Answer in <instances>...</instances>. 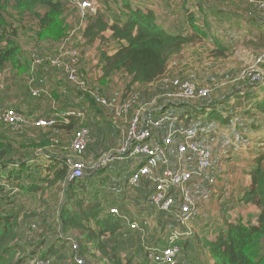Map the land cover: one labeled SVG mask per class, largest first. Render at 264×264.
<instances>
[{
	"label": "rangeland",
	"instance_id": "1",
	"mask_svg": "<svg viewBox=\"0 0 264 264\" xmlns=\"http://www.w3.org/2000/svg\"><path fill=\"white\" fill-rule=\"evenodd\" d=\"M62 1L66 3L68 9L64 16L68 34L72 32L76 34L73 50L76 52L78 61L76 66L79 74L83 75L89 92H92V94L98 92L108 99L107 106L100 105L105 112L102 115L99 114V119L94 114L90 117L84 116L92 122L93 129L96 127L97 133L96 130L91 129L92 141L88 143L83 151H76L72 148L73 133L67 134L59 129L54 130L51 128L53 126L41 128H22L21 126L15 129L0 123V140L9 141L19 157L27 161L34 160V163H32L34 167L30 169L31 174L25 172L28 180L46 173L47 166L53 165L51 161L47 160L46 156L53 154L59 155L64 160L67 159V162L69 160L83 162L85 177L96 176L90 185V189L95 190L97 187L94 184L96 183L102 184L104 191L108 192L106 199L109 202L114 195L109 186L117 185L118 180H121L122 189L120 190L119 187L118 189L120 195L125 194L126 197L125 203L123 202V205H121L122 211L131 219L134 218L132 217L135 215L134 213L138 212L144 216L143 221L135 220L138 224L137 229H134L136 231L132 233L130 229L124 228L116 235V239L111 238L112 244H117L118 251L125 260L128 257H133L138 261L147 258L149 264H159L154 263L152 260L153 250L161 248L166 244L168 237L177 232L181 234L178 239L179 251L176 253L177 264H211V258L207 255L208 253L203 251L198 239L208 235L209 230L212 228L223 225V218L230 221L242 219L246 223H255L258 214L255 207L240 202L244 192L250 187L251 178L249 173L251 168L255 166L254 162L258 152L264 150V110L257 107V104L264 102V81H262L264 78V62H258V58L264 55V50L258 52L253 46H248L245 43L249 37L243 27L248 26V21L242 22L243 27L239 30L233 22L225 23L212 19V34L216 37L219 36L222 43L229 47L228 57H215L214 50H216V46L212 37L209 36L204 42L189 45L181 53L175 55L170 61L165 78L153 85L134 86L132 92L124 101L123 96L129 81L128 77L125 74L118 73L103 80L102 65H100L102 50H107L108 53L113 54L120 44L112 40L106 46L100 41L87 45L81 33L85 26L77 16L74 0ZM128 1L132 2V5L136 8L141 6L154 10L157 15V23L167 31L179 30L190 33L192 30L186 19L185 8L191 6L196 0H96V3L99 11L105 14L109 21H114L122 16L121 9L125 7L124 3ZM186 1L188 5L184 4ZM207 1L209 4H214L215 7L232 10L238 12V14L255 16L254 19H264V0ZM189 8L192 11L195 10ZM198 16L200 15L197 13ZM197 23L202 25L201 21ZM262 26L264 27V25ZM32 38L29 34H23L19 38L23 44L24 53L29 58H33L35 55L57 56L60 53V47L59 50L57 49L58 43H54V41L40 43ZM70 62L71 60L67 59L66 64ZM48 73L53 84L45 88L46 92L44 89L42 90L44 93L40 99H31L28 92L22 97V101H24V98V102L28 107L41 110L40 114L47 111L49 113L50 107L55 108V102L51 100L50 94L53 87L57 85L56 82L68 84L71 89H80L69 79V73L63 64L60 67H52L48 70ZM253 75L261 78L254 80ZM7 76L9 74H5L4 70L0 72V111L13 107L11 106L13 104L5 102L7 92L3 91L7 90L8 87L15 89L24 86L23 80L25 78L26 84L33 81V78H29L31 76L28 74L19 75V71L14 73L11 80H7ZM187 81L193 83L198 90H207V96L186 97L183 94L182 85ZM74 98V96L70 97L76 105ZM72 101L71 103H73ZM172 103L187 104V107H183V109L168 108ZM128 104H130V107L127 108ZM211 104H215V108L223 116L230 117V123L227 125L221 124L219 120L212 119L209 114L210 107L208 106ZM202 106H208L206 109L208 114L204 115L197 112V108H202ZM158 107L163 110L168 108L166 115H164L167 117L166 124L157 129L156 132L159 141L164 140L171 131L189 130L196 135L197 142L201 146L208 148L214 154L213 166L203 176H196L197 179L194 180L193 193L196 208L189 220L183 222L176 216V210L179 209L181 204L180 194L177 190H175V193L177 196L176 204L178 205L174 209L161 212L156 208L148 207L144 195L151 184L145 180H141L138 186L130 183L129 176L136 164L134 161H130L129 158L122 162L117 160L118 162L109 165L112 167L109 172L114 173H117L120 166H123V173L119 174L116 180H114L115 176L112 174L102 175L100 173L109 168L108 165L106 167L103 163L104 160L113 157L122 146L123 135L117 134V130L126 129L125 127L129 126L133 117L139 112L142 113L140 108H146L145 113L147 114L149 110ZM123 115L128 116L129 120H125ZM159 117L161 116L156 118ZM109 119L116 120L118 128L115 129V132L111 131L110 134H105V139V135H102V133L106 132L104 127L107 125L106 122H111ZM122 120H124V127H119ZM100 121L103 123L102 126H100ZM171 128L173 129L170 130ZM43 129L54 133L52 140L56 145L46 149H29L33 138H38L45 133ZM3 137H6V139ZM176 144L177 141L173 143L171 150L169 149L170 162L168 166L190 168V157L180 159L176 151ZM41 155L44 156L41 157ZM39 164L43 166L38 167ZM153 167L159 173L165 166L156 161ZM6 172L7 170L0 172V203L8 200L7 197L10 196L12 202H14V210L22 209L23 214L25 212L30 213L32 210L43 211L45 206H41L39 195L20 192L13 183L14 181L10 182L8 180V176L5 175ZM54 192L55 190L50 189L46 196V200L50 199L51 205H53L51 196ZM54 198H58L59 202L65 203V199L58 197V193L55 194ZM36 222L42 225L41 220L37 219ZM39 227L36 224L35 229L40 233L41 229ZM54 228L57 231L60 227L54 225ZM28 229L27 223L21 220L20 230L24 232L28 240V243H26L32 244V246L37 245L38 239H35L33 234L31 236L32 231L30 232ZM186 232H189V234H186ZM76 235H79V233L76 232ZM198 235L199 238H197ZM72 236L74 237L73 234ZM210 238H214V234H211ZM54 240L57 242L56 239ZM65 243L67 244L65 245V251L60 252L59 255L57 253L50 255L54 264H66L69 255L73 252L72 242L65 241ZM49 246L48 244L45 245L42 251L49 249ZM91 262L100 264L92 260Z\"/></svg>",
	"mask_w": 264,
	"mask_h": 264
},
{
	"label": "trees",
	"instance_id": "2",
	"mask_svg": "<svg viewBox=\"0 0 264 264\" xmlns=\"http://www.w3.org/2000/svg\"><path fill=\"white\" fill-rule=\"evenodd\" d=\"M194 3L189 6L191 9H195L194 11L190 10L189 7L185 8L186 19L192 28L190 33L165 30L157 23V15L154 10L141 6L136 8L129 1L124 3L125 7L121 9L122 16L114 21H109L99 9L95 14H90L87 17L85 29L81 31L87 45L100 41L106 46L112 40L120 44L113 54L108 53L107 50H102L100 65H102L103 80L118 73L128 77L129 81L123 96L124 101L134 86L153 85L165 78L170 61L175 55L181 53L189 45L204 42L209 36L212 37L216 46L215 57H228L229 47L222 43L219 36L216 37L212 34V19L225 23L233 22L239 30L243 27L242 22L247 20L248 26L243 27V29L249 39L245 43L248 46H253L258 52L264 50V27L262 26L264 19L256 18V20L253 18L255 16L238 14L232 10L215 7L214 4H209L207 0H196ZM184 4L188 5V2L186 1ZM67 11V5L62 0H0V72L4 70L5 74H9L7 80H11L17 71H19V75L28 74L31 76L29 78H33V81L27 84L25 78L23 80L24 86L20 88L8 87L7 90L3 91L7 92L5 102L13 104L11 105L13 106L12 109H16L32 120L41 118L53 120V123L47 127L53 126L51 128L54 130L59 129L67 134L73 133L72 143L78 132L87 129V147L88 143L92 141L91 129H93V124L84 116L90 117L94 114L99 119V116L105 112L101 106H107L99 103L92 92L76 88L71 89L68 84L56 82L57 85L53 87L50 94L51 100L55 102V108L50 107V112L47 111L43 114H40L41 110L28 107L24 98L22 101L23 95L27 92L31 99H40L44 91L46 92L45 88L53 84L48 70L57 66L50 62L35 65L34 58L25 55L23 44L19 38L23 34H29L33 37L32 39H36L40 43L54 41V43L60 44L69 35L64 18ZM197 13L200 16L197 17ZM198 21H201L202 25L198 24ZM32 88L39 89L41 91L40 96H33ZM43 89L44 91H42ZM71 96L75 97L76 105L70 99ZM100 96L106 98L102 94ZM107 96L110 97V95ZM214 105H208L210 117L219 120L221 124L230 123V117L223 116ZM208 106L197 108V112L204 115L208 114V110H206ZM128 107L130 104L127 105ZM173 107L183 109V107H187V104L172 103L168 106V108ZM257 107L264 110V102L257 104ZM168 108H164V110L159 107L154 108L149 110L147 114L145 113L146 108H140V110L145 117L156 120L158 119L157 116L166 115ZM6 109L10 108L1 110L0 116ZM142 113H137L133 119ZM123 117L129 120L128 116L123 115ZM110 121L112 123L106 122L107 125L104 127L106 132H103L102 135L110 134L111 131L115 132V129L118 128L116 120ZM0 123L18 129L17 126L7 125L2 119H0ZM99 123L102 126L103 123L101 121ZM120 125L123 126V120ZM129 126H126L124 130H117V134L123 135V141ZM22 128L25 127L22 126ZM95 128L93 130H96ZM43 131L45 133L42 136L33 138L29 149H46L56 145L52 140L54 133L47 132L46 129ZM95 132L97 133V130ZM153 132L158 140L157 129ZM3 138L6 139V137ZM104 138L106 139V135ZM195 140H197L196 135ZM128 156L130 155L128 154ZM46 157L53 165L47 166L45 174H39L28 180L25 172L31 174L30 169L34 167L32 165L34 160L27 161L19 157L9 141L0 140V172L7 170L5 175L8 176L10 182L14 181L13 183L20 192L38 194L41 206H45L43 211L32 210L30 213L25 212L23 214L22 209L14 210V202L10 196L7 197L8 200L1 201L0 264H54L50 255L56 253L59 255L60 252L65 251V245H67L65 241L72 242L73 251L66 264H77L76 259L79 257L92 259L93 262L100 264H149L147 258L138 261L133 257H128L125 260L118 251L117 244H112L111 238L116 239V235L124 228L130 229L132 233L136 231L131 229L130 221L133 222L136 219L143 221L144 219L140 212L134 213L135 215L132 216L134 218L131 219L122 211L121 205L123 202L125 203L126 197L125 194L120 195L121 180H118L117 185L109 186L114 194L113 199L109 202L106 199L108 192L104 191L102 184L96 183L94 185L97 188L95 190L90 189L95 175L91 178L85 177V175L80 178L72 176V162L81 161L69 160L67 162V159L64 160L57 154ZM130 161L134 160L130 159ZM254 163L255 166L251 168L249 173L251 176L250 187L244 192L240 202L257 207L256 222L246 223L242 219L230 221L223 218L224 224L209 230L208 235L204 238H199L198 235V243L203 251L208 253L207 255L212 260L211 264H264V150L258 152ZM41 166L43 165H38V167ZM110 169H112L111 166L100 173L102 175L112 174L116 180V177L124 170L123 166H120L117 173L109 172ZM133 172L134 170L129 177ZM50 189L55 190L51 196L53 205H51L50 199L46 200ZM148 191L144 195L145 200ZM56 193H58V197L65 199V203L54 198ZM148 207L151 206L148 205ZM112 208L119 209L120 213H112ZM176 212V216L181 222V219L190 214L183 212L180 207ZM192 215L193 213L188 218ZM37 219L42 221V225L36 222ZM21 220L29 226L28 230L32 231L31 236L33 234V237L38 239L37 245L27 244L28 240L24 232L20 230ZM33 223L35 226L36 224L40 226V233L37 232ZM54 225L60 228L56 231ZM76 232L79 235H76ZM211 234H214V238H210ZM168 240L169 237L165 245L160 246L161 248H155L157 252L165 249ZM177 242L179 243V240ZM47 244L50 245L49 249L42 251V248Z\"/></svg>",
	"mask_w": 264,
	"mask_h": 264
},
{
	"label": "built area",
	"instance_id": "3",
	"mask_svg": "<svg viewBox=\"0 0 264 264\" xmlns=\"http://www.w3.org/2000/svg\"><path fill=\"white\" fill-rule=\"evenodd\" d=\"M78 17L81 23L86 25L87 17L90 14L97 12L96 0H74ZM75 32L69 33V35L59 44L60 53L57 56H42L35 55L34 64L42 65L46 62H50L54 66L64 65L65 69L69 73V79L73 84L77 85L82 90H87V83L83 78V75L79 74L76 64V52L73 50V42L75 40ZM67 59L71 62L67 63ZM259 63L264 62V55L258 58ZM260 76H254V80L260 79ZM264 81V78L263 80ZM183 94L186 97H201L207 96V90H198L197 87L191 82H184L182 85ZM31 93L33 96H40L41 91L39 89L32 88ZM200 93V95H198ZM97 97V101L103 105H108V100L101 97L98 92L93 93ZM164 117V118H163ZM158 119H149L144 115H137L130 123V126L126 132L123 144L120 149L113 155L104 160V164L110 165L112 163L124 161L127 158L133 159L136 167L130 177V183L134 186H138L140 181L145 180L151 186L146 195V202L149 206L163 210L170 211L172 207L177 206V196L175 190L180 194V208L183 212L190 213L191 215L195 208L196 202L194 199V193L192 184L196 176H203L207 170L213 166L214 154L211 150L201 146L197 140H195V134L193 132L185 131H171L164 140H157L154 136V130L160 129L166 124L167 117L163 116ZM7 125H14L17 127H44L53 123L51 119H38L32 120L25 116L23 113L16 109H6L0 116ZM171 128L170 130H172ZM169 130V131H170ZM88 130L83 129L77 133L76 138L72 143V147L75 150H83L88 142L87 138ZM177 141L176 151L180 156V159L189 156L190 168L177 166L169 167L170 162L168 152L171 150L173 143ZM128 154L130 156H128ZM161 160H160V159ZM158 161L164 164V168L161 172L157 173L153 167V164ZM85 165L81 162H72L73 177L80 178L85 175ZM179 203V201H178ZM111 212L119 214V209L112 208ZM188 215V216H189ZM188 216L181 219L183 221L189 220ZM131 229H136L138 224L136 221L130 223ZM181 234L175 232L169 236L168 244L164 250L157 252L156 249L152 252V260L159 264H177V255L179 251L178 239ZM92 260V259H91ZM90 259L77 258V264H93ZM42 264V263H41Z\"/></svg>",
	"mask_w": 264,
	"mask_h": 264
},
{
	"label": "crops",
	"instance_id": "4",
	"mask_svg": "<svg viewBox=\"0 0 264 264\" xmlns=\"http://www.w3.org/2000/svg\"><path fill=\"white\" fill-rule=\"evenodd\" d=\"M124 119L127 120V118H124ZM123 121H124V120H123ZM119 127H123V126L120 125ZM249 175H250V174H249ZM250 178H251V176H250ZM250 182H251V180H250ZM192 188H193V184H192ZM247 189H248V188H247ZM247 189H246V190H247ZM193 192H194V188H193ZM249 206H252V205H249ZM253 207H255V206H253ZM255 208L257 209V207H255Z\"/></svg>",
	"mask_w": 264,
	"mask_h": 264
}]
</instances>
